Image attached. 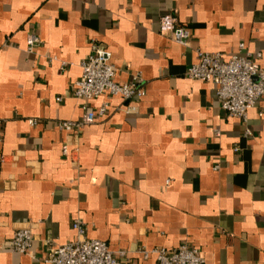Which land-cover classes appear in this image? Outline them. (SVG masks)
<instances>
[{
	"label": "crops",
	"instance_id": "obj_1",
	"mask_svg": "<svg viewBox=\"0 0 264 264\" xmlns=\"http://www.w3.org/2000/svg\"><path fill=\"white\" fill-rule=\"evenodd\" d=\"M176 26L190 31L185 47ZM239 43L264 68V0H0V264H44L75 239V220L123 264H156L140 251L180 245L204 264H264V98L243 124L213 85L185 77L196 51L228 57ZM93 45L111 53L115 83L138 78L141 99L74 96ZM84 105L92 125L56 127ZM23 228L34 242L16 254Z\"/></svg>",
	"mask_w": 264,
	"mask_h": 264
},
{
	"label": "built area",
	"instance_id": "obj_2",
	"mask_svg": "<svg viewBox=\"0 0 264 264\" xmlns=\"http://www.w3.org/2000/svg\"><path fill=\"white\" fill-rule=\"evenodd\" d=\"M190 31L184 26L172 29L171 40L178 45L187 46ZM40 46L39 38L29 35L26 39V51L33 53ZM197 62L185 72L190 80L208 83L214 86L218 105L228 117L238 119L243 124L248 122V112L253 109L258 100L264 98V68L260 65L261 53H251L246 50L244 43H239L237 52L225 57L219 52L206 53L196 51ZM111 53L99 45H93L91 54L80 63L81 74L73 88L77 99L90 101L103 95L120 97L125 101L141 99L143 89L134 77L129 84L119 85L114 82L115 68L111 63ZM65 63H62L64 66ZM60 101V99H57ZM108 107L103 103L98 110L102 116ZM83 115L79 121H59L56 127L66 133L80 131L95 122L96 113L87 105L82 107ZM259 117L262 113L258 114ZM38 121L28 120L30 126ZM250 136L251 133L246 131ZM237 151L238 149H234ZM68 146H62V154L68 155ZM218 169V166L214 168ZM75 239L59 246H51L45 256L41 257L44 264H123V252L112 253L103 241L86 237V227L79 221L72 223ZM34 242L29 228L18 229L12 236L8 250L16 254L29 253ZM144 258L155 257L156 264H204L201 253L196 248L180 245L176 249L167 250L155 248L142 249Z\"/></svg>",
	"mask_w": 264,
	"mask_h": 264
}]
</instances>
